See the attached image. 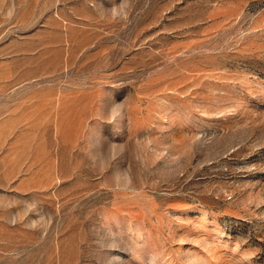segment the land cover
<instances>
[{"label": "rangeland", "instance_id": "1", "mask_svg": "<svg viewBox=\"0 0 264 264\" xmlns=\"http://www.w3.org/2000/svg\"><path fill=\"white\" fill-rule=\"evenodd\" d=\"M0 264H264V0H0Z\"/></svg>", "mask_w": 264, "mask_h": 264}]
</instances>
